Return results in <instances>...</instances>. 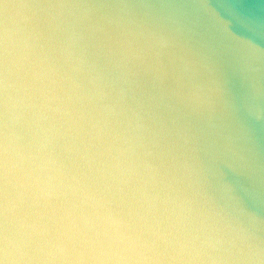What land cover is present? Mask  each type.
I'll return each mask as SVG.
<instances>
[{"label": "clouds", "instance_id": "obj_1", "mask_svg": "<svg viewBox=\"0 0 264 264\" xmlns=\"http://www.w3.org/2000/svg\"><path fill=\"white\" fill-rule=\"evenodd\" d=\"M0 264H264V0H0Z\"/></svg>", "mask_w": 264, "mask_h": 264}]
</instances>
